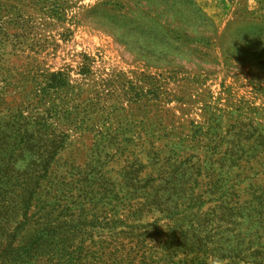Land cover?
I'll list each match as a JSON object with an SVG mask.
<instances>
[{
    "label": "rangeland",
    "instance_id": "obj_1",
    "mask_svg": "<svg viewBox=\"0 0 264 264\" xmlns=\"http://www.w3.org/2000/svg\"><path fill=\"white\" fill-rule=\"evenodd\" d=\"M43 223L53 264H264V0H0V264Z\"/></svg>",
    "mask_w": 264,
    "mask_h": 264
},
{
    "label": "trees",
    "instance_id": "obj_2",
    "mask_svg": "<svg viewBox=\"0 0 264 264\" xmlns=\"http://www.w3.org/2000/svg\"><path fill=\"white\" fill-rule=\"evenodd\" d=\"M50 79L54 83H60L63 81V73H57V74H52L50 76ZM47 225V224H46ZM44 223L37 228V230L34 231L33 233V239L30 240V244L25 250L24 254H21V252L16 256L15 259V264H28L30 263L33 259L37 258H43L45 263L44 264H53L52 262L54 261L53 255L50 256L48 254V251H52L56 248H58L62 241H60V244L56 241H52V239H49L47 237H50V235L47 233L50 228H47ZM47 228V229H46ZM64 247V246H63ZM73 246H66V249H71ZM79 253L80 248L74 249L72 252L71 251H65L63 256H59L56 258V264H76L74 258V254ZM70 252V253H67ZM73 255V258L71 256Z\"/></svg>",
    "mask_w": 264,
    "mask_h": 264
},
{
    "label": "clouds",
    "instance_id": "obj_3",
    "mask_svg": "<svg viewBox=\"0 0 264 264\" xmlns=\"http://www.w3.org/2000/svg\"><path fill=\"white\" fill-rule=\"evenodd\" d=\"M217 264H220V262H217Z\"/></svg>",
    "mask_w": 264,
    "mask_h": 264
}]
</instances>
